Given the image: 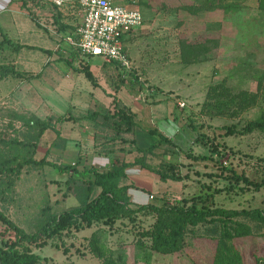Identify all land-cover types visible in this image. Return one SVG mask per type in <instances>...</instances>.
Masks as SVG:
<instances>
[{
	"label": "rangeland",
	"instance_id": "1",
	"mask_svg": "<svg viewBox=\"0 0 264 264\" xmlns=\"http://www.w3.org/2000/svg\"><path fill=\"white\" fill-rule=\"evenodd\" d=\"M20 1L22 10L15 11V14L10 12L9 16L15 20L17 18V23L23 22L24 26L33 30L16 34L6 13L0 14V29L10 41L38 48L13 50L4 45L0 49V160L14 157L16 160L27 157L37 159L46 148L49 149L50 146L44 139L46 134L43 140H37V147L33 151L32 142H36L33 136L35 130L15 117L23 115L27 118L30 115L25 110L32 106L31 102L36 95L46 101L49 108L59 115L75 114V110L71 107L74 99L71 97V92L61 85L55 86L57 88L54 90L51 88L52 65L64 79L63 75L67 74L70 77L73 75L71 63L77 66L78 59L86 60L92 67L106 64L97 56L85 58L77 56V59L71 62L67 54L52 52L53 60L50 61L52 62L50 67L38 71L37 68L42 64L36 59L44 53L39 48H58L57 44L60 40L56 39L54 34L59 33V25L54 22L53 16L49 17L50 21L48 18L44 20L36 15L35 11H29L30 8L24 7V0ZM27 1L31 3L30 7L39 3ZM128 2L139 9L143 21L139 28L122 37V47L130 62V69L120 70L126 78L129 77L127 74H134L137 77L139 84L134 91L137 94L140 92L144 100L152 101L153 96L149 94L151 88L155 91L154 97L162 100V103L170 109L175 106L172 98H180L178 101L183 102V106L178 107L176 104L175 108L187 114L185 117L187 120L179 124L187 136L184 143H178L177 148L180 151L173 153L170 151L171 147L167 146L166 150L161 146L148 157L150 164L153 165L159 160L181 164L178 170L180 174L185 173L187 176L177 182L166 181V191L161 195L171 203L173 200H178L181 194L190 195L196 192L199 183H204L217 189L212 198L215 206L264 210V188L254 191L241 183L232 189L228 188L225 179L227 171L221 169L218 164V160L225 158L224 166L234 168L238 172L242 171L250 179L258 180L264 176V133L252 131L244 135L225 136L222 129V126L231 124L238 129L245 121L257 117L264 109V10L258 8L257 0H128ZM212 2L218 3L217 6H220L221 10L220 40L214 42L215 50L206 55L207 59L204 61L207 64L202 61L181 63L179 56L173 53L175 50L173 48L178 49L179 39L198 41L207 39L196 35L194 30L190 35L183 31L182 34H178L176 41H170L167 32L169 28L163 20L166 11L180 9L183 4L208 6ZM29 14H32V17ZM155 17H158L157 21ZM187 25L186 29L192 32L195 28L194 22L189 21ZM206 45L211 50L212 42H206ZM61 46L63 47L62 43ZM59 55L63 57L58 59ZM21 66L29 68L22 69ZM11 68L14 70L13 73L10 71ZM37 76L39 77L36 79ZM5 77L15 80L13 83L17 82L16 84L27 87L26 96L14 92L13 89L16 87L13 88L12 83L6 85L1 82ZM220 80H224L233 91L244 89L255 93L256 103L233 117L222 115L209 118L200 114L199 106L208 85ZM115 83L116 80L112 83L113 87H117ZM117 83H119L118 79ZM169 94L171 97L168 96ZM26 97L30 104L26 102ZM45 115L38 113L39 117L34 116L45 119ZM190 125L195 126L196 131L201 132L202 136L206 135V138L211 139L212 143L223 145L225 156L214 161H191L186 158L185 152L194 155L208 154L207 145L194 142L196 132L190 129ZM182 130L173 138L176 142L179 135L183 134ZM68 133L71 134V131H67ZM84 146L87 147V144H83V149ZM71 148L69 154L75 149L73 146ZM46 154L52 162L57 161L52 154L47 152ZM67 155L68 153H64L65 157H62L64 163L74 156ZM132 155L130 154V159ZM14 162H9V165ZM65 179L66 175L58 174L48 165H23L18 174L2 172L0 173V210L24 231L33 232L46 216L76 204L71 194L65 191L63 183ZM157 197L154 196L152 202H157ZM153 218L150 213L139 212L131 220L125 218L116 220L109 228L99 222L93 223L90 227L74 232L73 236L52 237L42 247L33 250L45 257L47 264L68 262L95 264L99 259L88 250L87 239L92 231L100 230L99 241L105 244L111 256L116 259V264H210L214 242L201 237L217 234L216 229L209 224H198L191 228L187 233L188 238L184 248L177 253L168 255L151 253L146 258L135 255L136 232L148 228ZM242 220L251 227L254 235L235 239L233 242L242 254L244 263L254 264L255 257L264 256V232L262 226H256L247 219ZM261 231L263 234L258 235ZM192 235L195 237L190 239ZM11 236V231L0 224V238L6 239Z\"/></svg>",
	"mask_w": 264,
	"mask_h": 264
},
{
	"label": "trees",
	"instance_id": "2",
	"mask_svg": "<svg viewBox=\"0 0 264 264\" xmlns=\"http://www.w3.org/2000/svg\"><path fill=\"white\" fill-rule=\"evenodd\" d=\"M26 1L24 0V2ZM31 1L38 2V0ZM257 6L264 10V0H257ZM180 7L190 13H195L198 8L194 4H183ZM29 16L32 17V14ZM52 16L54 22L59 25V29H64L65 26L59 22L57 10ZM0 36V49L4 45L13 50L38 48L33 45L10 41L1 29ZM203 41L179 39L178 56L180 62L189 64L207 59L206 55L210 50L206 42L211 43V40ZM39 49L43 52L48 51ZM72 49L71 59L76 60L78 52L75 48ZM112 64L118 66L116 63L112 62ZM77 69L88 81L94 84V78L89 71V64L86 60L78 59ZM119 69L121 68L119 67ZM10 71L13 73L14 70L11 68ZM15 73L18 75L17 72ZM127 76H129L127 80L130 85L139 84L134 74H127ZM255 103V93L244 89L233 91L225 84L224 80H220L208 85L199 106V112L209 118L222 115L233 117L252 107ZM97 116L101 119L99 123L95 122ZM15 117L21 119L30 129L35 130L33 136L36 142H32L33 151L37 147V140L41 139L47 130H52L55 139L63 148L65 139L61 138L59 132L52 127V117L39 119L32 114L27 118H24L23 115ZM80 118L92 119L94 125H100L102 129H107L110 132L111 140L117 139L119 143L128 144L136 155L131 160H126L123 148L112 149L109 151V164L103 169L91 164H81L79 157L66 163L49 161L46 159L47 148L37 159L27 157L16 160L14 157L8 160H0V173L18 174L21 167L27 164L52 167L58 174L66 175L63 182L65 191L69 192L76 200L75 205L46 216L33 232L24 231L0 210V224L12 233L9 238H0V264H47L46 258L40 256L33 249L42 247L48 239L62 235L73 236L74 232L90 227L97 222L109 228L116 220L123 218L131 220L139 212L150 213L154 217L148 228L136 232L135 255L140 258H146L147 255L149 257L151 253L163 255L177 253L184 248L188 238L187 233L191 228L198 224H209L210 227L216 229L217 234L200 236L214 242L210 264H245L242 254L235 247L233 241L254 235L251 227L242 219L250 220L256 226H262L264 232V210L215 206L212 198L217 189L204 183H199L196 192L190 195H182L178 200H173L171 203H168L162 195L157 197V202H152L154 197L151 196L147 203H133L127 193L130 184L122 183L125 179L126 170L137 165L154 173L159 180L181 181L187 178L185 173L180 174L178 170V166L181 164H175L168 160H159L156 165L147 162V158L161 146H164L166 150L167 146L171 147L170 151L173 153L180 151V149L177 148L171 138L162 135L155 128L138 126L134 121V114L115 97L112 98L110 110L92 111ZM73 119L75 117L70 115L55 117L56 122ZM190 127L192 131L196 132L194 142L207 145L208 154L194 155L185 152L186 158L191 161H214L216 158L225 156L223 145L212 143L211 139L206 138V135L202 136L201 132H197L195 126L190 125ZM222 129H224L223 134L225 136L244 135L252 131L264 133V109L260 111L257 117L245 121L238 129L232 124L222 126ZM52 144V142L48 143L49 146ZM9 162H14V164L10 166ZM218 164L221 169L227 171L225 179L228 188L237 187L239 183L254 191L264 188V176L258 180L250 179L242 171L238 172L234 168L224 166L226 163L222 164L221 160H218ZM99 231H92L87 239L88 250L99 259L95 264H116V259L111 256L105 244L99 241ZM262 231L258 235L263 234ZM194 237L195 235H192L190 239ZM254 264H264V256L255 257Z\"/></svg>",
	"mask_w": 264,
	"mask_h": 264
},
{
	"label": "crops",
	"instance_id": "3",
	"mask_svg": "<svg viewBox=\"0 0 264 264\" xmlns=\"http://www.w3.org/2000/svg\"><path fill=\"white\" fill-rule=\"evenodd\" d=\"M38 2L39 3L37 5H32V7H30L31 3H28V1H26L23 6L26 8H30L29 11H35V14L44 20L45 18L46 20L48 18L49 21V17L52 16L55 10H57L59 15V22L62 23L65 27L64 29L60 30L58 34H54V37L60 40V43L57 44L58 48H44L48 51L44 52L43 56L36 59L37 61H39V63L42 64V66L38 67L37 70L43 71L45 67H50V64L52 63L50 61L53 60L51 54L52 52L67 54V56H69L68 60L73 62L74 60L72 61L70 56L72 48L68 46L63 38L67 35L72 34L75 26L81 20L78 5L73 1H66L62 5V7L55 8L53 7L54 5L49 2V0H38ZM123 2L127 3L128 0H123ZM20 3H22L20 0H0V14L6 13L8 15L7 19H9V22L12 23L16 34H23L25 31L30 32L31 29L33 30V28L31 27H28V29L26 26H24L25 24L23 22L17 23V18L15 20V18H11V16H9L10 12L12 14H15V11H18L20 9L22 10V5ZM215 4V2H212L208 6L198 5L197 11L192 14H190L188 10H184L181 8L177 10L168 9L166 11V15H164L163 20L169 28L167 31L169 40L176 41L179 37L178 34H182L183 31L190 35V33H193V31L195 30L196 35L202 36V38L204 39L211 40L212 47L211 50H209H215L214 42L220 40L221 33V10L220 6H217L218 3L216 5ZM157 19L158 17H155V21H157ZM189 21H193L195 24V28L192 30V32L186 29L188 27L187 24H189ZM61 43L63 44V47L61 46ZM173 49L176 50H173V53L178 55V49ZM210 51H208L207 54ZM61 57L59 55L57 58L59 59ZM202 63L206 62L202 61ZM71 65V69L74 71V73L71 77L67 74L63 75L65 77L64 79L60 77L59 73H57L59 71L52 65L51 67L53 69L51 73H53V75L50 78V83H53H51L52 86H50L54 90L59 85H61L63 87H66L71 92V97H74L71 102V107L75 110V114L70 113L68 115L74 116L75 119L62 121L63 123L56 122L55 117H57L59 114L50 109L48 106L49 104L46 103V101H43L37 95L33 99V102H31L32 106L34 107L30 106L25 110L27 113L34 114L37 117H39L38 113L39 115L46 114V117H52V127L59 132V136L61 138L65 139V144L63 148H61L60 143L55 139V135L52 130H47L42 135V140L47 134V136L44 138L45 141L49 144L50 142L53 143L49 147V149L47 148V153L52 154L54 156V160H57L53 162H64L62 157H65L63 156L64 153H68L67 156H70V154H72V157L74 155L73 158L69 161H73L76 157H79V161L81 164H91L98 167L99 169H103L109 164V151L112 149L115 150L119 147L123 148V150L125 151L126 160H131L130 154H133L132 157L136 155V153L131 150L128 144L119 143L117 139L111 140L110 132L107 129H102L100 125H94V121L92 119L80 118L81 116L86 115L87 113L92 111H101L106 109L110 110L112 108L113 97H115L122 105L129 108V110L134 114V121L138 126L143 128H155L162 135L171 138L177 146H179L178 143L182 144L186 141L187 136L186 134H184V131L182 130L181 125L179 126V124L187 120L185 118L187 117V114H184V112L175 108L176 102L180 98H172L175 106L170 109L162 103V100L154 97L155 91L150 88L149 91L151 93L149 94L153 96L152 101L149 102L148 100H144L142 96L138 95L134 91V88H136L137 90V84L133 86L130 85L129 81L126 78V75L120 69H117V67L112 63L106 62V64L102 66L99 64L96 67H92L91 65H89V71L94 78V84H92L83 76L82 72L77 69V66H73L72 63ZM20 68L28 69L29 67L27 68L21 66ZM38 77L39 76L35 78L37 79ZM10 79L11 78L9 77H5L1 82L5 84L12 83V87H16L15 89H13L14 92H19V94H21L23 97L26 96L25 92L27 91V87L20 86L16 84L17 82L13 83L15 82V80ZM61 79H63V82ZM117 79L119 83H117ZM115 80V85H117V87L112 86V83ZM112 87L114 88L113 90ZM28 92L27 95H29ZM170 95L171 94H169L168 96L171 97ZM26 99V102L28 103V97H26ZM42 118L44 117H40V119ZM100 120L101 119L98 116L95 118V122L97 123H99ZM190 129L192 128L190 127ZM66 130L71 131V134H67ZM180 130H182L183 134L179 135V137L176 139V142L173 138L176 137L177 133ZM124 136L126 135L124 134ZM83 144H87V147L84 146L85 149H83L82 147ZM72 146L75 147V149L72 150V152H70L69 154ZM46 159L51 161L47 156ZM147 162H150L148 158ZM125 173V179L122 181V183L130 184L129 188L127 189V193L129 194L131 201L136 204H144L149 202L151 196H161V193H164L166 191V181H170L168 179L164 181L159 180L154 173L140 168L137 165L128 168ZM160 183H162V185ZM182 195L184 194H181V196Z\"/></svg>",
	"mask_w": 264,
	"mask_h": 264
},
{
	"label": "built area",
	"instance_id": "4",
	"mask_svg": "<svg viewBox=\"0 0 264 264\" xmlns=\"http://www.w3.org/2000/svg\"><path fill=\"white\" fill-rule=\"evenodd\" d=\"M66 1L75 2L81 15L73 33L63 38L68 46L75 48L81 58L97 56L103 62L116 63L122 70L130 69L121 37L140 26L139 9L123 0H49L55 8ZM176 104L183 106L181 101ZM221 163L225 164L226 159Z\"/></svg>",
	"mask_w": 264,
	"mask_h": 264
}]
</instances>
